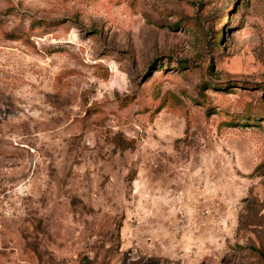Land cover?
Segmentation results:
<instances>
[{
	"label": "rangeland",
	"instance_id": "rangeland-1",
	"mask_svg": "<svg viewBox=\"0 0 264 264\" xmlns=\"http://www.w3.org/2000/svg\"><path fill=\"white\" fill-rule=\"evenodd\" d=\"M0 264H264V0H0Z\"/></svg>",
	"mask_w": 264,
	"mask_h": 264
},
{
	"label": "trees",
	"instance_id": "trees-1",
	"mask_svg": "<svg viewBox=\"0 0 264 264\" xmlns=\"http://www.w3.org/2000/svg\"><path fill=\"white\" fill-rule=\"evenodd\" d=\"M259 253V255H261V253L260 252H258ZM262 256V255H261Z\"/></svg>",
	"mask_w": 264,
	"mask_h": 264
}]
</instances>
